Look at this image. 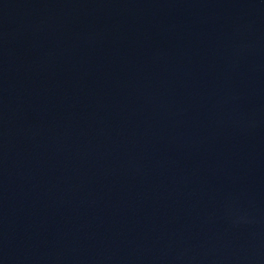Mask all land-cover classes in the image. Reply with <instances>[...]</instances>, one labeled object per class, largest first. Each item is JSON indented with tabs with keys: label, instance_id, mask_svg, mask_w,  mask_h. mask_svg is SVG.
<instances>
[{
	"label": "water",
	"instance_id": "95a60500",
	"mask_svg": "<svg viewBox=\"0 0 264 264\" xmlns=\"http://www.w3.org/2000/svg\"><path fill=\"white\" fill-rule=\"evenodd\" d=\"M0 264H264V0H0Z\"/></svg>",
	"mask_w": 264,
	"mask_h": 264
}]
</instances>
